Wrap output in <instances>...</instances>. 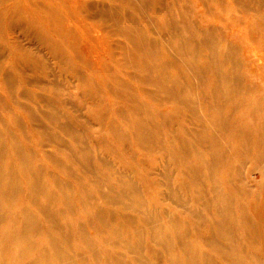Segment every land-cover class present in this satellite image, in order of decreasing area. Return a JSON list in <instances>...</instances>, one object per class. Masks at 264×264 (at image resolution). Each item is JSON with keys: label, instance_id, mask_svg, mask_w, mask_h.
<instances>
[{"label": "bare ground", "instance_id": "bare-ground-1", "mask_svg": "<svg viewBox=\"0 0 264 264\" xmlns=\"http://www.w3.org/2000/svg\"><path fill=\"white\" fill-rule=\"evenodd\" d=\"M233 1L244 43L187 4L0 0V264H264V4Z\"/></svg>", "mask_w": 264, "mask_h": 264}, {"label": "rangeland", "instance_id": "rangeland-1", "mask_svg": "<svg viewBox=\"0 0 264 264\" xmlns=\"http://www.w3.org/2000/svg\"><path fill=\"white\" fill-rule=\"evenodd\" d=\"M163 4H187L190 6L189 8L192 10V13L197 16V12H203L204 15L210 16L209 12L213 13L211 16L213 19L217 18L218 16L225 17V15H229L227 10H225L221 5L222 4H236L233 0H162ZM261 3L264 4V0H261ZM202 4V5H201ZM207 11V12H205ZM232 11V10H231ZM232 14L235 13L236 15L240 16L241 14L239 12H231ZM230 13V14H231ZM231 14V15H232ZM230 16L229 19V24H231L235 30L237 29V35L236 36H231V38L235 41H238L240 43H244L245 41V30H246V25L244 24L243 20L240 21L239 23H236L232 20V16ZM223 23V22H221ZM229 32V29H226ZM130 151L134 154H138L139 151L134 149L133 146H131ZM94 230H91L90 236H95L94 235Z\"/></svg>", "mask_w": 264, "mask_h": 264}]
</instances>
